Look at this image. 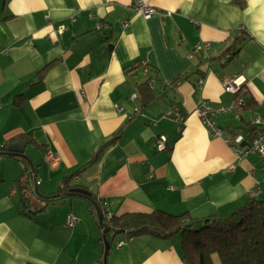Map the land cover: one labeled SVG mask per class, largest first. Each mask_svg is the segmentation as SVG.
<instances>
[{
  "label": "crops",
  "instance_id": "1",
  "mask_svg": "<svg viewBox=\"0 0 264 264\" xmlns=\"http://www.w3.org/2000/svg\"><path fill=\"white\" fill-rule=\"evenodd\" d=\"M233 79L251 107H233ZM203 102L229 108L213 115L224 136L199 118ZM261 130L264 0H0V150L25 141L32 163L0 155V264H186L179 236L120 234L105 251L88 199L45 205L25 181L52 196L74 173L106 219L224 217L264 198V159L226 141Z\"/></svg>",
  "mask_w": 264,
  "mask_h": 264
},
{
  "label": "trees",
  "instance_id": "2",
  "mask_svg": "<svg viewBox=\"0 0 264 264\" xmlns=\"http://www.w3.org/2000/svg\"><path fill=\"white\" fill-rule=\"evenodd\" d=\"M234 95L240 101L239 108L253 105L247 92L241 93L238 90ZM26 170L27 165L24 172L28 179L30 173ZM73 175L74 173L62 178L60 190L45 205L60 202L62 198L71 196L67 193L76 189L87 191L70 184ZM25 182L29 192L37 196L30 187V182ZM89 197L95 200L90 193ZM87 210L96 219L101 232L99 239L103 242L106 240L108 244L120 234L127 238L145 235L163 240L179 236L181 254L186 264H214L212 255L217 256L220 264H264V198H249L227 216L212 215L205 219H195L186 213L174 215L154 210L113 215L108 219L104 216L99 223L90 200L87 202Z\"/></svg>",
  "mask_w": 264,
  "mask_h": 264
},
{
  "label": "built area",
  "instance_id": "3",
  "mask_svg": "<svg viewBox=\"0 0 264 264\" xmlns=\"http://www.w3.org/2000/svg\"><path fill=\"white\" fill-rule=\"evenodd\" d=\"M136 9L142 13L144 17H149L153 12L154 9L140 1L137 2ZM126 25V23H125ZM200 47H207V44H198L194 48H200ZM144 73L146 71L145 68ZM241 85L240 82H237L236 79H233L231 81L226 82V89L230 92H237L239 86ZM133 97V96H132ZM239 100H236L234 103L233 107L239 106ZM229 108H224V107H213L210 106L207 102H203L201 106L197 110V114L199 118L202 120V122L208 127V129L213 133L214 136H224L223 130L218 127L214 123L213 115L214 113H220V112H225ZM176 120H181L179 115H176ZM260 121L259 118L255 119V123H258ZM166 141V137L161 135L159 136L157 140V146L159 149L164 148V143ZM226 141L230 144H232V148L239 153H257L264 159V130L258 131L256 135L243 147L240 146V144L243 141V138L241 135H236L232 140L231 139H226ZM46 159L50 165H55L58 161V157L52 152V151H47L46 153ZM38 183V181H37ZM67 225L68 226H73L76 222V218L73 216H68L67 217ZM122 241L118 242L120 245Z\"/></svg>",
  "mask_w": 264,
  "mask_h": 264
},
{
  "label": "water",
  "instance_id": "4",
  "mask_svg": "<svg viewBox=\"0 0 264 264\" xmlns=\"http://www.w3.org/2000/svg\"><path fill=\"white\" fill-rule=\"evenodd\" d=\"M26 145L25 141H17V142H13L8 144L6 147H4L2 150H0V155H5V154H16L22 158H24L29 164H32L30 159L24 154V147ZM33 192L35 193V195H37L38 197L42 198V199H50L54 196H46L43 195L42 193H40V191L38 190L37 186H34L33 188ZM68 195H78V196H82L88 200L91 201V203L93 204L94 208H95V212H96V216L98 219V222L101 223L103 221V214H102V210L99 208V206L89 197V193L88 191H84L82 189H76L75 191H73L72 193H67ZM104 245H105V251L108 250L109 244L106 240H104Z\"/></svg>",
  "mask_w": 264,
  "mask_h": 264
}]
</instances>
